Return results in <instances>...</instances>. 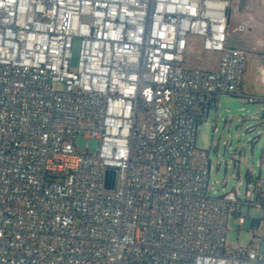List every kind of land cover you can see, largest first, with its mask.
Masks as SVG:
<instances>
[{"label":"built area","instance_id":"2783aa9c","mask_svg":"<svg viewBox=\"0 0 264 264\" xmlns=\"http://www.w3.org/2000/svg\"><path fill=\"white\" fill-rule=\"evenodd\" d=\"M229 6L0 0V264H264L259 240L226 246L231 216L264 214L263 179L247 171L242 195L235 173L211 196L210 148L195 144L222 96L261 105L264 126V95L243 90L246 53L225 45ZM189 34L219 53L216 70L184 68Z\"/></svg>","mask_w":264,"mask_h":264},{"label":"rangeland","instance_id":"374dc122","mask_svg":"<svg viewBox=\"0 0 264 264\" xmlns=\"http://www.w3.org/2000/svg\"><path fill=\"white\" fill-rule=\"evenodd\" d=\"M235 1L231 7L230 25L232 28L241 21L239 16L241 14L240 6L242 0ZM245 13L249 14L253 21L257 23L254 31L250 32V34L264 41V0H247ZM239 32L242 31L239 30ZM239 36L241 35L238 32H231L230 42L239 43ZM247 36H245V40H248ZM238 45L241 48H246L244 43H239ZM79 49V40H74L69 63V69L72 72L76 71L77 68ZM55 89L62 90L63 84L56 83ZM260 107L261 105L258 104H245L235 97L222 96L217 118L215 119L214 112H210L206 121L198 125L195 136L196 146L201 149L210 148L208 158L213 170L209 175L208 186L212 188L210 189L211 196L214 195L213 191L216 192V195L222 192L223 181H227L224 191L231 190L238 181L234 178L235 173H238L242 181L240 191L243 195L247 182V171L253 177L258 173L260 174V178L263 179L260 191L264 193V166L260 169L257 167V163L264 160V136H259V134L264 133V126H258L256 120H254V118L258 117ZM249 117H252V119H249ZM248 127L252 128L246 131ZM74 144L78 149H83L87 145L90 154L97 152L98 143L94 139H85L82 135H78ZM224 144H230L231 150L237 149V152L240 151L241 154L237 153L240 159L237 170L234 169L227 146L225 149ZM222 159H226L227 163L230 164L226 170L224 165H221L219 169L216 168V161H221ZM260 214L259 207H243L241 216L245 219L244 224L238 225L233 216L228 219L226 232L228 250L232 251L239 248H247L248 246L254 248V245L250 243L253 241V236H255L260 238V245L264 252V229L261 226L253 227L250 225L251 222L259 220Z\"/></svg>","mask_w":264,"mask_h":264},{"label":"crops","instance_id":"0c3cea01","mask_svg":"<svg viewBox=\"0 0 264 264\" xmlns=\"http://www.w3.org/2000/svg\"><path fill=\"white\" fill-rule=\"evenodd\" d=\"M234 1L235 0H230L225 45L230 48L243 50L246 53L243 90L248 93L264 95V41L250 34V32L254 31L257 23L253 21L249 14L245 13L247 0H242L241 2L240 23L234 28L231 27V7L232 4L236 2ZM240 27H244V31L239 32ZM233 31L241 35L239 36V43H244L245 49L239 47V43L230 42L231 32ZM245 36H247L248 40H245ZM202 41V38L198 36L190 34L186 36V51L183 61L185 69L192 70L202 68L205 71H214L217 69L220 59L219 53L204 50L202 48Z\"/></svg>","mask_w":264,"mask_h":264},{"label":"trees","instance_id":"16d2710c","mask_svg":"<svg viewBox=\"0 0 264 264\" xmlns=\"http://www.w3.org/2000/svg\"><path fill=\"white\" fill-rule=\"evenodd\" d=\"M250 225L253 227H260L261 226L264 229V214L259 218V220L251 222ZM253 240H259L260 241V238L253 236ZM252 243H253V241L250 244H252ZM248 247H251V246H248Z\"/></svg>","mask_w":264,"mask_h":264}]
</instances>
